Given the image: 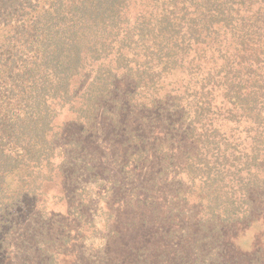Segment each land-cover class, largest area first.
I'll return each mask as SVG.
<instances>
[{"label": "trees", "instance_id": "obj_1", "mask_svg": "<svg viewBox=\"0 0 264 264\" xmlns=\"http://www.w3.org/2000/svg\"><path fill=\"white\" fill-rule=\"evenodd\" d=\"M86 143L109 167L80 165ZM176 152L174 200L192 204L199 233L168 264H264V0H0V264H69L45 228L13 246L28 212L57 220L28 206L74 169L112 185H77L72 203L115 188L147 193V207L159 183L138 181L145 162L155 155L161 177ZM165 234L130 264H164Z\"/></svg>", "mask_w": 264, "mask_h": 264}, {"label": "rangeland", "instance_id": "obj_2", "mask_svg": "<svg viewBox=\"0 0 264 264\" xmlns=\"http://www.w3.org/2000/svg\"><path fill=\"white\" fill-rule=\"evenodd\" d=\"M62 119L63 116L60 117L59 121H62ZM86 145L89 150L94 149L91 144L86 143ZM96 148L94 152H89L91 156L88 159H83L84 161L81 157H76L79 161L81 160L80 165L82 167H85L86 163L93 164L99 161L101 162V168L109 167V158L103 154L105 153L104 148ZM174 157L172 164L168 162L160 166L165 168L161 177L158 176L160 161L155 155L151 154L148 161L145 162L138 181L150 182L152 185L159 183V188L154 189L150 198L151 204L147 207L140 204L141 202H137L139 200L146 201L147 193L137 194L135 196L136 202H131L132 195L124 197L115 188L109 193L108 200L96 196L98 190H92L94 194L91 198H84V195L82 198L78 196L80 202L75 204L73 201L72 203V191L75 186L80 185L86 189H90L91 185L95 186V183H92L88 176L82 174L81 170H78V174H75L74 169V173H70L72 174L71 180L69 178L65 183L58 182L48 189L45 204H40L35 208L34 205L28 206L29 209L31 208L30 211H34V214L39 215L41 213L45 217L50 212L52 213L50 217L54 215L57 220L48 219V216L46 217L48 219L46 225L42 224L39 227L36 219L31 220L30 223L27 222L28 212L20 221L17 227L18 230L14 231V236H17L14 237L15 244L13 248H16L14 251L23 248L24 244L20 236L22 233H26V230H28V241H34L35 238L33 239V237L36 233L42 232L38 230L45 228L46 233H58L54 238L59 244L60 252L64 253V257L68 259L69 264H130L132 262L130 250L136 248L140 243L150 249L154 242L153 233H166L163 249L167 250L162 259L165 262L164 264H168L170 257H173L176 252H179L175 254L177 257L183 256L182 252L186 248V239L190 235L199 232L197 231V219L192 204L178 203L174 200L175 193L186 182V179L179 174L178 168L181 160L178 159V152L175 153ZM78 163L75 162L77 165ZM110 173L114 174L115 171ZM107 178L108 176L101 179L97 183V187L103 185L104 188L105 185H112L109 184L110 181ZM112 178L111 176V180ZM161 181H164V183H160ZM97 187L95 186V188ZM126 193H129V190ZM55 195L56 199H54ZM152 209L159 212L160 216H157ZM35 210H37L36 213ZM72 210H75L76 213H72ZM163 213L170 216L168 221L161 218ZM229 229L224 230V233H245V231H237L238 227L235 226ZM61 233L63 235L68 233L69 240L65 241L60 236ZM241 239V237L235 239L238 248L241 247ZM246 255L239 254L240 261L237 260L238 256L233 257L232 260H237L238 264H246L249 258ZM11 264L18 263L13 262Z\"/></svg>", "mask_w": 264, "mask_h": 264}]
</instances>
